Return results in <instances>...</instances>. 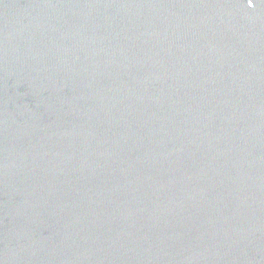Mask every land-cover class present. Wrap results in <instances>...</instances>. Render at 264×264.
<instances>
[{
  "label": "water",
  "instance_id": "95a60500",
  "mask_svg": "<svg viewBox=\"0 0 264 264\" xmlns=\"http://www.w3.org/2000/svg\"><path fill=\"white\" fill-rule=\"evenodd\" d=\"M0 264H264V0H0Z\"/></svg>",
  "mask_w": 264,
  "mask_h": 264
}]
</instances>
